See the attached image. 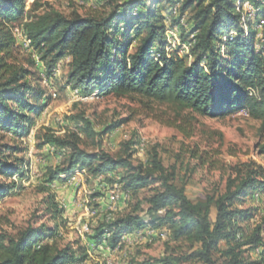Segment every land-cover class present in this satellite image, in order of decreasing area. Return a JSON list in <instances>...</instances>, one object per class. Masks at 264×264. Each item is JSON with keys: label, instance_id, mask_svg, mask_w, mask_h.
Masks as SVG:
<instances>
[{"label": "trees", "instance_id": "trees-1", "mask_svg": "<svg viewBox=\"0 0 264 264\" xmlns=\"http://www.w3.org/2000/svg\"><path fill=\"white\" fill-rule=\"evenodd\" d=\"M236 3L109 0L106 15L82 16L54 9L36 13L37 0H0V132L20 142L0 144V201L28 177V162L18 155L25 151L22 141L34 128L32 114L40 115L45 108V91L30 80L36 60L31 53L26 63L20 61L16 28L38 54L46 76L52 77L57 64L69 58L68 85L84 96L111 91L139 95L209 118L245 110L261 121L264 131V48H257V17L244 23ZM263 4L264 0L257 2L259 7ZM185 15L191 20L189 28L183 24ZM170 28L179 31L181 43L189 50L182 44L170 49L166 34ZM64 121L74 122L75 129L57 135L43 126L35 134L39 147L51 145L63 159L48 170L42 190L78 170L93 177L114 174L110 181H116L124 193L137 195L156 185L146 200L147 213H141L138 202L128 213L105 217L89 234L88 245L76 249L72 243L59 245L60 232L45 224H29L16 235L0 232V264H89L90 250L115 249L124 236L147 227L165 228L169 243L186 241L191 251L142 264H264V218L249 230L245 223L256 217L258 208L243 206L250 199L256 203L254 194L264 192V166L243 163L235 167L236 174L228 178L224 191L194 201L176 183V168L167 167L157 151L145 164L132 162L135 138L125 143L120 155L82 147L83 136L102 138L126 120L112 122L100 132L83 114L67 115ZM260 152L264 154V144ZM259 213L264 214L263 207ZM258 248L260 256L254 258L251 253Z\"/></svg>", "mask_w": 264, "mask_h": 264}, {"label": "rangeland", "instance_id": "rangeland-1", "mask_svg": "<svg viewBox=\"0 0 264 264\" xmlns=\"http://www.w3.org/2000/svg\"><path fill=\"white\" fill-rule=\"evenodd\" d=\"M37 6L39 9L36 13L54 9L65 15L77 12L82 16H104L111 9L109 0H37ZM183 24L186 28L191 27L189 15L184 16ZM168 30L173 31L169 32L168 41L175 45L169 44L170 49L182 44L179 31L174 28ZM15 37L22 63L28 61L31 53L34 55L37 65L31 68L33 75L30 80L36 88L45 91V108L40 115L32 114L34 128L22 141L25 151L18 155L28 162V177L18 189L0 201V232L16 235L29 224H45L60 232L56 238L59 245L72 243L76 249L88 245L89 234L105 217L128 213L138 202L141 203V213H147L146 200L156 185L140 190L137 195L126 192L123 200L122 187L116 181H110L116 177L114 174L96 178L85 170H78L70 177L62 175L53 183V188L42 190L48 170L55 169L63 159L53 146L39 147L35 134L43 126L57 135L64 134L66 128L74 130V122L64 121L67 115H85L98 132L112 122L126 120V123L102 138L83 136L82 147L90 152L105 150L120 155L125 143L135 138L137 144L133 147L132 162L145 164L157 151L167 167L176 168V183L184 186L194 201L224 191L228 178L236 174L235 167L252 161L264 166V154L260 152L264 144L261 121L249 116L245 110L225 117L209 118L176 104L161 103L139 95H122L111 91L103 95L94 93L84 96L68 85L69 58L62 59L54 75L48 77L38 54L30 47L26 48L23 40L21 44L16 33ZM182 46L189 50L185 47L189 48V45ZM45 132L43 130L41 135ZM0 144L20 145V142L11 134L0 132ZM121 171L118 170L117 176ZM14 180H18V175L14 176ZM254 198L256 203L251 199L243 203L244 207L258 208L256 217L245 223L249 230L264 218V214L259 213V207L264 208V192L258 198L254 195ZM165 231V228L152 227L135 231L132 235L124 236L116 249L104 248L102 252L96 248L95 251L90 250L87 261L89 264H142L166 255H186L191 251L186 241L169 243ZM159 232L162 233L159 235ZM260 253L255 250L251 254L257 258ZM175 264L202 263L187 261Z\"/></svg>", "mask_w": 264, "mask_h": 264}, {"label": "bare ground", "instance_id": "bare-ground-1", "mask_svg": "<svg viewBox=\"0 0 264 264\" xmlns=\"http://www.w3.org/2000/svg\"><path fill=\"white\" fill-rule=\"evenodd\" d=\"M258 1H260V0H237L236 11L241 15L242 21L244 23L249 22V20H251L252 18L256 19V17H257L256 23H255L256 24V29H257V42H258L257 43V48L260 49L261 47L264 48V10H262L263 8L261 9V7L264 4L261 7H259V6H257V2ZM246 5L249 6V9L254 10V12H251L248 9H246ZM174 12L175 13L177 12V6L174 7ZM169 32L173 33V31L168 30L167 33H166L167 36H169ZM15 33H16V36L18 38H20L19 28L15 29ZM22 40H23V43H24L25 47L26 48L28 47V49H29V44H28L27 39L24 36V34H22ZM172 45H174V44H172ZM185 47L187 49H189L187 46H185ZM254 195H255L256 198H258V197L263 195V192L262 193L256 192ZM256 251L257 252H261V249L258 248V249H256Z\"/></svg>", "mask_w": 264, "mask_h": 264}, {"label": "built area", "instance_id": "built-area-1", "mask_svg": "<svg viewBox=\"0 0 264 264\" xmlns=\"http://www.w3.org/2000/svg\"><path fill=\"white\" fill-rule=\"evenodd\" d=\"M246 9H248V10L251 11V12H254V10L249 9V6H248V5H246ZM19 35H20L21 44H23V43H22V30H21V29H19ZM96 178H101V175H100V176H97ZM114 192H115V190H114ZM111 196H112L111 198H112V200H113V193L111 194ZM125 196H126V193H121V199L124 200ZM82 230H84V227H82ZM115 249H116V248H115Z\"/></svg>", "mask_w": 264, "mask_h": 264}, {"label": "crops", "instance_id": "crops-1", "mask_svg": "<svg viewBox=\"0 0 264 264\" xmlns=\"http://www.w3.org/2000/svg\"><path fill=\"white\" fill-rule=\"evenodd\" d=\"M133 234V233H132ZM132 234H129V235H132Z\"/></svg>", "mask_w": 264, "mask_h": 264}]
</instances>
